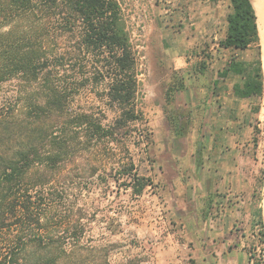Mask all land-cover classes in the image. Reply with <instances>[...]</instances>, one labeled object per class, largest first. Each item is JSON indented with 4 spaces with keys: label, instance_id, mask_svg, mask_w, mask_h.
<instances>
[{
    "label": "trees",
    "instance_id": "1",
    "mask_svg": "<svg viewBox=\"0 0 264 264\" xmlns=\"http://www.w3.org/2000/svg\"><path fill=\"white\" fill-rule=\"evenodd\" d=\"M229 1L220 46L232 54L219 77L236 76L235 96L260 100L264 71L256 10L250 0ZM247 50L254 52L249 62L241 57ZM8 83L15 89L0 105L1 264H106L113 246L83 242V209L67 196L70 184L96 177L102 164L121 171L137 195L153 184L128 157V130L148 128L136 105L141 85L123 0H0V91ZM87 83H106L116 114L109 124L106 110L76 107ZM184 88L177 78L167 101ZM168 116L172 130L183 132L185 126ZM152 143L147 137L148 149ZM110 174L107 183L120 181Z\"/></svg>",
    "mask_w": 264,
    "mask_h": 264
},
{
    "label": "crops",
    "instance_id": "2",
    "mask_svg": "<svg viewBox=\"0 0 264 264\" xmlns=\"http://www.w3.org/2000/svg\"><path fill=\"white\" fill-rule=\"evenodd\" d=\"M169 1V25L155 6L147 25L150 42L159 49L152 63L160 96L149 117L159 125L153 135L155 144L161 142L167 175L162 193L173 219L194 222L197 244L208 246L214 264H250V231L254 237L259 222L257 210L250 209L257 203L250 201L248 99L235 96L236 76L219 77L232 54L220 46L232 8L227 0ZM177 78L185 88L168 102L166 92ZM168 115L186 124L183 132L172 130Z\"/></svg>",
    "mask_w": 264,
    "mask_h": 264
},
{
    "label": "rangeland",
    "instance_id": "3",
    "mask_svg": "<svg viewBox=\"0 0 264 264\" xmlns=\"http://www.w3.org/2000/svg\"><path fill=\"white\" fill-rule=\"evenodd\" d=\"M169 0H123V7L128 20V27L135 44H143L145 50L141 55L146 56L142 75L140 74V94L136 101L137 110L143 115L145 131L141 124L128 130L126 139L129 156L137 166L138 173L152 180V185L147 187L142 195H137L134 185L120 176L111 166L99 165L96 177H86L84 184H70L67 198L76 202L83 209L81 226L83 228L84 243L90 246H113L106 264H214L210 258L208 246L199 247L191 220H176L170 214L167 195L162 193V184H167V175L161 166L163 162L162 150L158 147L161 142L158 135L157 144L154 142V131H158L156 123L150 122L151 105L160 96L159 88L154 84L153 55L158 52V46L150 42V34L140 37L139 24L148 25L152 6L161 9L164 23L169 25L172 7ZM228 6H231L227 0ZM140 40V41H138ZM253 51L242 52V59L253 60ZM15 83H8L0 91V105L4 104L15 89ZM106 83L102 86H93L87 83L86 88L80 93L76 107L84 110H106L107 121L115 119L116 114L110 109L109 100L106 98ZM248 156L249 177L253 184L250 191V209H255L260 233L264 231V97L263 99L248 100ZM166 107V106H165ZM259 108V112L256 109ZM167 107L165 108L166 111ZM168 110V109H167ZM167 113V111H166ZM186 126V124H184ZM147 137L153 141L147 148ZM195 144V141H194ZM185 150V146H183ZM195 149V147H194ZM196 150V149H195ZM194 150V151H195ZM118 156L127 164L125 154L118 152ZM89 166L91 156H85ZM187 161V158H186ZM106 173L119 178L117 183L113 179L107 183ZM77 180V179H75ZM81 187V188H79ZM261 204V207L258 205ZM252 215V213H251ZM251 219V216H250ZM263 226V227H262ZM1 242V241H0ZM250 259L254 264H264V238L261 234L257 237L250 231L248 242ZM204 255H206L204 262ZM88 262H92V255H88ZM1 264V259H0ZM92 264V263H91ZM105 264V263H104ZM216 264V263H215Z\"/></svg>",
    "mask_w": 264,
    "mask_h": 264
},
{
    "label": "built area",
    "instance_id": "4",
    "mask_svg": "<svg viewBox=\"0 0 264 264\" xmlns=\"http://www.w3.org/2000/svg\"><path fill=\"white\" fill-rule=\"evenodd\" d=\"M138 27H139V33H140L139 38L141 39V37H144V39H145L147 37V33H148V28H147L148 26L144 22H141ZM130 40H131L134 55H135V58L137 61L138 73H139V77H140V74H141V76H143L142 70L144 68V62L147 59L145 55H141V52H143V50H145V41H142L143 44H135L134 39L132 38L131 34H130ZM138 41H140V40H138ZM259 234H260V230L256 231L255 235L257 237H259ZM250 264H254L253 258L250 259Z\"/></svg>",
    "mask_w": 264,
    "mask_h": 264
},
{
    "label": "bare ground",
    "instance_id": "5",
    "mask_svg": "<svg viewBox=\"0 0 264 264\" xmlns=\"http://www.w3.org/2000/svg\"><path fill=\"white\" fill-rule=\"evenodd\" d=\"M256 10L259 26V36L262 47V67L264 71V0H251Z\"/></svg>",
    "mask_w": 264,
    "mask_h": 264
},
{
    "label": "water",
    "instance_id": "6",
    "mask_svg": "<svg viewBox=\"0 0 264 264\" xmlns=\"http://www.w3.org/2000/svg\"><path fill=\"white\" fill-rule=\"evenodd\" d=\"M251 1V0H250ZM252 2V1H251Z\"/></svg>",
    "mask_w": 264,
    "mask_h": 264
}]
</instances>
